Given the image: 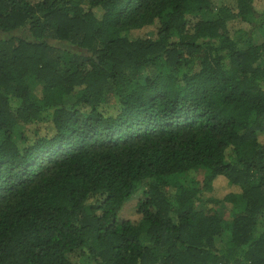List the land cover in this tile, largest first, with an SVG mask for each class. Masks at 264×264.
<instances>
[{
    "label": "trees",
    "instance_id": "1",
    "mask_svg": "<svg viewBox=\"0 0 264 264\" xmlns=\"http://www.w3.org/2000/svg\"><path fill=\"white\" fill-rule=\"evenodd\" d=\"M222 1L0 0V264H264V0Z\"/></svg>",
    "mask_w": 264,
    "mask_h": 264
},
{
    "label": "rangeland",
    "instance_id": "2",
    "mask_svg": "<svg viewBox=\"0 0 264 264\" xmlns=\"http://www.w3.org/2000/svg\"><path fill=\"white\" fill-rule=\"evenodd\" d=\"M215 6H220L221 4H223L222 0H213ZM151 31H147V35L150 33ZM150 36L152 34H149ZM37 82H33L32 84H35ZM263 139H264V135H263ZM143 193L140 192L139 194H134L127 202V204L124 206L121 217L125 220L132 218L135 213H136V207L139 206V202L140 200L143 199Z\"/></svg>",
    "mask_w": 264,
    "mask_h": 264
}]
</instances>
